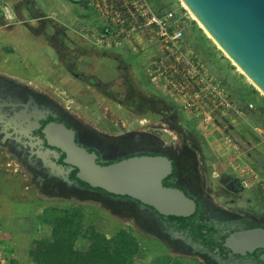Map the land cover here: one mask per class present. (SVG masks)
Masks as SVG:
<instances>
[{"label":"rangeland","instance_id":"rangeland-1","mask_svg":"<svg viewBox=\"0 0 264 264\" xmlns=\"http://www.w3.org/2000/svg\"><path fill=\"white\" fill-rule=\"evenodd\" d=\"M79 1L0 0V74L6 75L9 80H15V83L33 88L54 105L64 109L79 128H87L90 133L99 136L107 150L110 144L128 140L129 137H124L125 134L145 132L148 136L146 141L154 142L160 149L175 154L177 146L182 143L179 129L188 131L191 142L196 141L202 149L199 156L208 169V182L214 181L221 194L216 202L227 206L224 200L225 185L232 177H236L246 187L243 195L241 194L243 198L240 199H249V206L259 205L264 209V130L257 128H264V118L257 116L254 109V112L250 111L244 120L238 122L218 116L214 125H208V129H205L200 118L186 114L178 103L145 74L147 57L160 54L157 45L147 47V53L135 45L138 48L135 55L132 54L130 45L118 51L99 48L100 56L86 55L78 60L76 72L88 78L85 82L79 80L71 74L72 68L67 56H60L59 48L43 36V29L53 34L51 27L45 26L46 22H56L66 29L68 39L63 37V40L67 46L74 48L76 44H83L89 48L86 44L90 43L86 42L81 30L86 26H95L96 14L84 0ZM148 1L157 12L166 13L185 7L180 0ZM192 17L194 18L193 15ZM192 23L198 25L194 20L190 27ZM191 29L187 31L186 42L207 46L204 47L207 54L201 55L200 61L214 79L225 81L228 94L246 103L256 97L262 103L264 95L256 90L252 82L233 65L205 32L203 31L208 42L195 30L191 32ZM126 48L129 52L125 51ZM116 56H124V63L117 62ZM126 67L132 70L126 71ZM128 74L134 80L127 78ZM133 81L136 83L133 87L136 86L141 93L160 100L156 109L144 106L140 111L131 110L126 103L121 105L113 99L112 94L115 97L122 95L126 90L124 85H132ZM91 82L100 86L92 85ZM251 88L259 92V95L254 97ZM254 106L257 108L256 104ZM247 117L251 125L246 122ZM211 126L213 130L210 129ZM227 137L232 140L230 143L227 142ZM186 148L184 146L185 152ZM1 152L0 149V253L2 250L7 254L8 264H13V261L18 264H35L31 252L36 249V242L52 237V227L44 222V218H49L55 211L64 212L77 208H81L85 214L83 232L94 227L97 232L110 239L119 231L134 235L139 244L138 254L133 258L134 264H152L169 255V249L163 244L133 229L131 221L127 223V220L121 219V213L128 212V206L109 204L108 207L106 202L96 200L97 197L81 199L43 194L32 182L31 175L13 161L15 158H9ZM242 168L252 170L258 177L257 180L251 181L248 175H243ZM240 199L236 200V205L242 204ZM113 210H119L118 220L112 216ZM13 216L19 217L15 220L12 219ZM5 230L17 234V237ZM11 237L16 239L15 242ZM89 245L86 238L77 239L78 250H87ZM173 258L179 264H200L198 260L184 255Z\"/></svg>","mask_w":264,"mask_h":264},{"label":"flooded vegetation","instance_id":"flooded-vegetation-1","mask_svg":"<svg viewBox=\"0 0 264 264\" xmlns=\"http://www.w3.org/2000/svg\"><path fill=\"white\" fill-rule=\"evenodd\" d=\"M71 1L76 2V0ZM45 26H50L53 34L43 29V36L59 48L60 56L65 54L70 60L71 74L83 82L87 81L86 75L76 72L78 60L86 55L100 56L99 49L88 43L86 45H89V48L83 44H76L71 48L63 40V37L68 39L64 26L52 21H47ZM115 58L117 62L124 61V56ZM130 69L126 67L125 70ZM127 78L134 80L131 74H128ZM9 79L6 75L0 74L1 153L9 158H15L13 161L15 160L24 172L31 175L32 182L43 194L81 199L97 197L96 200L106 202L108 207L109 204L128 206V212L121 213L123 215L121 219L127 220V223L131 221L130 225L133 229L145 237L154 238L169 249V255H165L163 259L171 260L172 263L179 264L173 257L184 255L198 260L200 264H264V239L259 241L257 237L248 236L250 233L264 231L263 207L251 204L249 206L251 200L240 199L246 187L236 177H232L225 185L224 200L227 206L216 202L221 194L214 181L208 182V169L199 156L202 149L196 141L191 142L188 131L179 129L182 133L180 135L182 143L177 146L175 154L160 149V146L154 142L146 141L145 138L148 136L145 132L125 134L124 137H129L128 140L120 144H110L107 150L99 136L90 133L87 128H79L64 109L54 105L33 88ZM134 82L132 85H124L126 90H123L122 95L115 97L112 94L113 99L121 105L126 103L131 110L140 111L144 106L156 109V104L160 100L141 93L136 86L133 87L136 85ZM91 84L100 86L94 82ZM126 92L128 94L124 95ZM127 99L132 102H127ZM54 123L64 124L75 131L76 143L89 152L96 153L100 164L115 163L138 154L168 156L177 168L168 182L173 187L185 191L196 201L198 206L196 213L186 218L162 216L153 208L142 205L136 200L111 196L82 184L76 179L78 170H72L70 166L64 164L65 153L48 145L43 132ZM184 146L187 147L186 152ZM150 148H158V150L152 151L149 150ZM53 165L56 167L53 168ZM56 169H61L64 174L54 175L53 172L58 173ZM74 174L75 178H72ZM238 199L242 204L236 205ZM118 211H112L114 214L112 216L116 220L120 217ZM129 216L132 218H128Z\"/></svg>","mask_w":264,"mask_h":264},{"label":"water","instance_id":"water-1","mask_svg":"<svg viewBox=\"0 0 264 264\" xmlns=\"http://www.w3.org/2000/svg\"><path fill=\"white\" fill-rule=\"evenodd\" d=\"M180 1L226 57L264 95V0ZM43 134L51 148L65 153L64 164L78 170L76 179L91 189L131 198L162 216L186 218L196 213L198 206L192 197L180 188L163 184L175 167L168 156H133L103 165L96 153L76 143L75 131L66 125L51 124ZM56 170L58 173L53 172L54 175L64 174L61 169ZM248 236L260 241L264 239V231Z\"/></svg>","mask_w":264,"mask_h":264},{"label":"built area","instance_id":"built-area-1","mask_svg":"<svg viewBox=\"0 0 264 264\" xmlns=\"http://www.w3.org/2000/svg\"><path fill=\"white\" fill-rule=\"evenodd\" d=\"M84 1L96 14L95 26L81 30L86 42L113 51L130 45L134 54L138 49L135 45L144 53L147 47L157 45L160 54L147 57L145 74L186 114L200 118L205 129L214 125L216 115L238 122L255 109L253 103L229 95L188 46L186 33L195 19L185 7L159 13L148 0ZM226 140L232 141L230 137ZM241 172L251 181L258 178L247 168Z\"/></svg>","mask_w":264,"mask_h":264},{"label":"trees","instance_id":"trees-1","mask_svg":"<svg viewBox=\"0 0 264 264\" xmlns=\"http://www.w3.org/2000/svg\"><path fill=\"white\" fill-rule=\"evenodd\" d=\"M192 27L193 30L200 33L205 42L209 41L197 24L192 23ZM251 89L252 95H259V92H256L253 88ZM261 102V105L264 106V97L261 98ZM260 108L262 107L257 106V110ZM136 156L144 155L138 154ZM150 156L156 155L150 154ZM176 170L177 168L174 167V173ZM73 177L75 178V174ZM169 178L170 176L164 180L163 184L166 187H173L168 182ZM44 220L47 225L52 227V237L48 240L36 242V249L31 252L35 264H134L133 258L139 251V244L135 237L126 231H120L110 239L97 232L94 227L83 232L85 214L81 208L64 212L55 211L50 214L49 218H44ZM79 237H84L90 242L87 250L83 251L76 248ZM152 264L178 263H172L171 260L161 258Z\"/></svg>","mask_w":264,"mask_h":264},{"label":"crops","instance_id":"crops-1","mask_svg":"<svg viewBox=\"0 0 264 264\" xmlns=\"http://www.w3.org/2000/svg\"><path fill=\"white\" fill-rule=\"evenodd\" d=\"M77 5H80V4H78L77 3ZM176 9H178V8H176ZM192 26V25H191ZM200 26V25H199ZM192 28V29H191ZM189 29H191V32H192V30H193V27H190ZM204 31V30H203ZM197 32V31H196ZM198 33V32H197ZM187 34H188V32L186 33V36H187ZM206 34V33H205ZM199 35H200V33H199ZM207 35V34H206ZM208 36V35H207ZM208 38H209V36H208ZM210 39V38H209ZM211 40V39H210ZM213 41V40H212ZM187 44H189V42L187 43ZM190 48H191V50L196 54V56H197V58H198V60L200 61V56L201 55H205V54H207V51H205V48L204 47H206L207 48V46H205V45H203L202 43L201 44H194L193 42H192V44L190 43L189 45H188ZM218 47V46H217ZM127 49V48H126ZM125 51H128L129 52V50L127 49V50H125ZM130 52H131V50H130ZM132 54H134L133 52H132ZM129 56H131V54H128ZM135 55V54H134ZM137 56V55H136ZM201 62V61H200ZM202 63V62H201ZM203 64V63H202ZM220 82H222L224 85H225V81H220ZM254 97H255V95H254ZM249 102H252V103H254V104H256L258 107L260 106V107H262V108H260V109H258L257 110V108L254 110V111H256V113H257V116H259L260 118H264V106L263 105H261V103H260V100H258V98H256L255 97V99L253 100V101H249ZM253 111V112H254ZM219 115H216V117H218ZM249 117V116H248ZM248 117H247V119H246V122L248 123V125H251L250 123H249V120H248ZM226 119H228V118H226ZM261 128H259V127H257L258 129H263L264 130V128L262 127V126H260ZM19 216H13L12 217V219H17ZM20 217L22 218L23 217V215L21 216L20 215ZM5 232L6 233H10V234H12V236H16L17 237V234H15V233H13V232H9V231H7V230H5ZM12 238V237H11ZM12 240H14V242H15V240L16 239H13L12 238ZM12 240L11 241H9V242H12ZM6 243H7V240L5 241ZM15 244V243H14ZM20 246V245H19ZM1 248V247H0ZM12 256H14L13 254H11ZM10 258V257H9ZM14 259V258H13ZM11 260H12V258H11ZM1 263H9V260H8V256H7V254H5L2 250H1V253H0V264ZM12 264V263H11ZM13 264H18L16 261H13Z\"/></svg>","mask_w":264,"mask_h":264},{"label":"bare ground","instance_id":"bare-ground-1","mask_svg":"<svg viewBox=\"0 0 264 264\" xmlns=\"http://www.w3.org/2000/svg\"><path fill=\"white\" fill-rule=\"evenodd\" d=\"M184 5V4H183ZM185 6V5H184ZM185 8L189 11V9L185 6ZM190 12V11H189ZM191 13V12H190ZM192 14V13H191ZM193 15V14H192ZM194 16V15H193ZM194 18H195V16H194ZM195 20H196V18H195ZM200 25V27L202 28V30H204V28L201 26V24H199ZM204 32L209 36V38L211 39V40H213V42H214V39L204 30ZM215 43V42H214ZM216 44V43H215ZM216 46H218L217 44H216ZM218 48L221 50V48L218 46ZM234 64V63H233ZM235 65V64H234ZM236 66V65H235ZM237 67V66H236ZM241 72H242V70L239 68V67H237ZM243 73V72H242ZM203 180L205 181V178H203Z\"/></svg>","mask_w":264,"mask_h":264}]
</instances>
